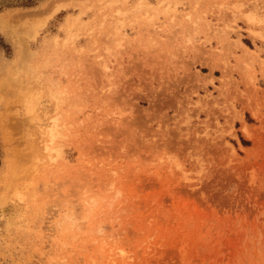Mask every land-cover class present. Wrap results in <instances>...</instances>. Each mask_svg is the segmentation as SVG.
<instances>
[{
    "label": "rangeland",
    "instance_id": "1",
    "mask_svg": "<svg viewBox=\"0 0 264 264\" xmlns=\"http://www.w3.org/2000/svg\"><path fill=\"white\" fill-rule=\"evenodd\" d=\"M0 218V264H264V0H0Z\"/></svg>",
    "mask_w": 264,
    "mask_h": 264
},
{
    "label": "bare ground",
    "instance_id": "2",
    "mask_svg": "<svg viewBox=\"0 0 264 264\" xmlns=\"http://www.w3.org/2000/svg\"><path fill=\"white\" fill-rule=\"evenodd\" d=\"M3 19V18H2ZM7 19V18H6ZM8 20H10V19H8ZM5 22V21H4ZM0 222H1V218H0Z\"/></svg>",
    "mask_w": 264,
    "mask_h": 264
}]
</instances>
